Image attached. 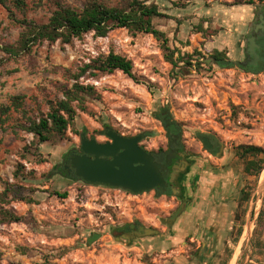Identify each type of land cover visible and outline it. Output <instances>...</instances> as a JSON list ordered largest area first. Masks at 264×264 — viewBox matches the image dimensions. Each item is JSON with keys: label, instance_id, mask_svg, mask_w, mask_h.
I'll use <instances>...</instances> for the list:
<instances>
[{"label": "rangeland", "instance_id": "1", "mask_svg": "<svg viewBox=\"0 0 264 264\" xmlns=\"http://www.w3.org/2000/svg\"><path fill=\"white\" fill-rule=\"evenodd\" d=\"M24 1L27 20L47 21L53 9L50 0H41V6H35V0ZM61 1L75 9L83 2ZM98 1L108 7L120 6L122 2ZM238 1L246 0H149L171 17L153 20L154 26L166 34L170 45L181 53L197 50L204 59L211 58L210 53L219 49L225 52L227 61L240 59L238 51L242 35L236 34L237 25L231 24L232 17L228 14L230 6ZM253 1L255 5L260 0ZM21 17L17 12V18ZM200 25L208 34L219 30L214 36L204 38L196 32ZM20 31L21 27L0 6V44H13ZM234 39L238 40L235 44ZM109 51L131 61L136 80L119 71L97 73L93 77L87 74L81 78L82 84L94 87L96 95L87 99L85 113L77 110L73 126L79 135L68 130L62 140L39 146L46 162L38 164L33 156L24 153L23 147L32 139L30 135L19 132L16 137L9 132H0V193L4 183L15 182L13 174L20 165L25 178L19 180V184L33 190L26 194L34 201L32 204L13 201L6 206L16 215L25 217L26 222L0 224V264H159L164 253L154 248L160 241L156 236L139 246L144 251L141 252L132 248L137 243L130 245L112 239L108 231L112 225L138 219L145 227L164 234L165 227L161 222L166 224L173 214L167 215L169 202L161 203L152 192L134 195L58 177L51 172L67 150L79 148L81 133L87 139L105 142L106 126L125 137L141 135L140 145L146 150L164 146L165 128L156 113L158 108L167 110L182 131L185 145H191L192 151L197 149L205 155L196 141V135L200 133L223 143L225 151L220 158L238 180L237 186L250 194L249 201L237 208L232 235L227 237L230 248H225L223 241L221 254L214 258V263L229 264L238 246L232 264H264L260 256L253 255L251 243L258 212L264 208V193L260 197L256 192L264 169L259 177L245 175L242 161L233 152V147L240 144L264 148V69L241 71L202 61L203 64L189 74L174 76L171 66L163 60L160 42L151 35H132L124 29H115L104 38L88 33L67 45L44 42L34 47L30 56L8 59L0 53V104L7 103L12 95H25L29 105L31 102L27 97L30 95L39 101L47 94L51 99L61 98L58 88L71 83L62 78L63 69L74 71ZM41 108L45 110L44 106ZM24 154L26 159L21 157ZM44 190L49 192H42ZM51 191L65 192L66 198H58ZM252 204L251 236L249 240L244 236L240 242ZM168 229L165 234L172 238L171 227ZM92 233L99 236L91 242L89 236ZM255 237L264 243V228ZM149 247L152 249L147 250ZM170 247L167 252L173 249Z\"/></svg>", "mask_w": 264, "mask_h": 264}, {"label": "trees", "instance_id": "2", "mask_svg": "<svg viewBox=\"0 0 264 264\" xmlns=\"http://www.w3.org/2000/svg\"><path fill=\"white\" fill-rule=\"evenodd\" d=\"M35 1V6H41V0ZM50 3L53 9L47 21L37 23L25 18L27 4L24 0H0V6L8 13L10 19L21 27L18 38L13 44H0V53L8 59L30 56L34 47L44 42L47 44L59 42L67 45L72 40H79L88 33L104 38L115 29H124L132 35L139 33L151 35L160 42L163 60L171 66V73L174 76L189 74L191 70L198 69L203 64L204 57L199 51L181 53L177 47L169 44L168 37L154 26L153 20L156 18L171 19V17L162 13L156 4L149 0H122L120 6L116 7L105 6L98 0H83L79 9L65 5L61 0H50ZM237 4L253 5L254 1L233 3V5ZM17 12L22 15L21 18H17ZM176 25H179L177 21ZM218 30L215 29L208 34L200 25L196 32L207 38L214 36ZM180 44L187 45V43ZM210 57L216 60V65L219 67H228L221 64L227 61L225 52L213 50ZM114 71H119L130 79L136 80L132 73L131 61L109 51L106 55H99L88 63L82 64L74 71L63 69L62 78L71 83L58 88L61 98L51 99L47 94L39 101L35 96L30 95L27 97L31 102L29 105L26 103L25 95L9 96L7 103L0 104V132H9L16 137L19 136V132L30 135L32 139L23 147L24 153L27 156H33L38 164L46 162L42 158L39 146L62 140L68 130L74 135H79L73 126L77 110L85 113L87 99H93L96 95L94 87L82 84L80 79L87 74L93 77L97 73L110 74ZM42 106L45 107L44 111H42ZM160 119L163 124H166L162 117ZM233 152L236 158L242 161V170L245 175L259 177L264 169V148L252 144H240L233 147ZM27 156L24 154L21 157L26 159ZM22 169L19 165V168L14 171V183H4L3 191L0 193V224L26 222L25 217L16 215L11 208H6L11 202L34 203L26 194L33 190L19 184V180L25 178L22 175ZM50 193L61 199L66 198L67 195L65 192L57 191ZM239 194V205L249 201L250 194L246 189H242ZM262 228H264L263 207L258 212L251 243L254 248L253 255L257 254L264 262V243L255 237ZM238 233H241V230H238Z\"/></svg>", "mask_w": 264, "mask_h": 264}, {"label": "flooded vegetation", "instance_id": "3", "mask_svg": "<svg viewBox=\"0 0 264 264\" xmlns=\"http://www.w3.org/2000/svg\"><path fill=\"white\" fill-rule=\"evenodd\" d=\"M255 5L257 7L254 9L255 14L253 18L257 17L256 12L259 8L261 21L257 20L252 25V18L251 21L247 23L244 29L245 31L242 35L243 37H241L242 39L240 40V50L238 51L240 59L237 60L235 64H231L229 60L227 61V66L235 67L241 71L260 72L264 69V0H260L258 2L256 1ZM251 36L254 38L255 45L253 47V51L257 56L256 59H254L253 55L244 52V46H250V43L246 42V38ZM156 113L166 122V124H163L161 121L165 128V144L164 146H157L155 149L151 150H146L145 147L140 146L150 153L154 157V160L160 164V173L163 178V186L155 188L149 192H152L153 196L159 199L161 203L166 204L169 202L168 206H170V209L168 210V216L174 213L178 208H182L180 216L171 224V226H169L171 227L173 235H175L178 227H196L189 226L187 224V219L191 210L201 204L198 200L202 199L201 202H203L205 196L210 193L209 191H211V180L208 178L209 173L214 172L218 167L221 169L225 167L226 164L217 166L212 162V160H216L218 162L221 161L222 158H220V156L222 157L224 154L225 147L223 143L214 137L208 134L200 133L196 135V141L201 144V148L205 155H203L200 151H197V149H195L196 151H192L190 149L191 145L189 147L185 145L187 143L182 139V131L170 117L167 110L158 108ZM171 124H174L175 126L173 133L168 132V127ZM203 138L208 140V143L210 144L209 149L203 145ZM109 141L110 140L107 138L105 142ZM76 154H81L80 147L77 150H67L65 155L62 157V160L58 161L52 167V174L58 177L69 178L73 181L80 182V180L74 176L73 171L69 168L68 162V158ZM240 191H237L239 197ZM238 206L239 198L237 208ZM161 224L165 227L163 230L164 234H161V237H156L160 241H167L166 239L170 236H166L165 232L169 231V227L162 222ZM141 226L145 227L138 221V219H133L128 222H120L110 226L108 233L112 239L117 238L125 244L128 243L131 245L133 243H137L138 246H141L147 242V240L152 239L151 237H140L142 235L140 231ZM98 236V234L92 233L89 236V240L92 242ZM172 238H174V236ZM143 239L144 241L141 244ZM171 241L172 240H168V243ZM184 241L187 246L191 244L196 245L197 241L200 243L205 242L207 245L208 236L202 231L200 233L193 232V235L186 236ZM222 242L223 240L220 243L222 244Z\"/></svg>", "mask_w": 264, "mask_h": 264}, {"label": "water", "instance_id": "4", "mask_svg": "<svg viewBox=\"0 0 264 264\" xmlns=\"http://www.w3.org/2000/svg\"><path fill=\"white\" fill-rule=\"evenodd\" d=\"M249 6L254 7V9L257 7L254 4ZM256 16L253 18L252 25L257 20L261 21L259 8ZM246 42H249L250 46L247 47L245 45L244 52L253 55L254 59H256L257 56L253 51L255 45L253 36L246 38ZM203 62L211 64L216 63V60L211 57L204 59ZM230 63L235 64L236 61H230ZM221 64L227 65L228 62L224 61ZM174 129V124H171L168 127V132L173 133ZM104 135L110 140L109 142L100 143L93 138L87 139L85 134L81 133L79 146L81 154L72 155L68 158L69 168L80 182L88 185L117 188L134 195L147 193L163 186L160 164L154 160V157L150 153L140 146L141 135L124 137L107 126L105 127ZM202 143L208 149L210 148V144L206 138H203ZM256 192L260 197L263 195L264 176L259 180ZM253 207L254 205L252 204L248 210V219L243 232L247 240L251 236L250 219L253 216ZM181 212L182 208H178L166 220V224L171 225L180 216ZM140 231L142 233L141 238L162 236L156 230L142 226L140 227ZM115 240L118 239L115 238Z\"/></svg>", "mask_w": 264, "mask_h": 264}, {"label": "crops", "instance_id": "5", "mask_svg": "<svg viewBox=\"0 0 264 264\" xmlns=\"http://www.w3.org/2000/svg\"><path fill=\"white\" fill-rule=\"evenodd\" d=\"M233 6L234 5L230 6L231 8L228 12L230 17H232V19H230L231 24L235 23V25H237V35H243L247 23L253 18L254 7L249 5L241 6L238 4L236 8L233 9ZM201 41L204 40L201 39ZM235 42H238V40L234 39L233 44H235ZM228 43H231V41L228 40ZM213 164L220 166L227 163H225L224 159H221L219 162L214 161ZM208 178L211 180L212 187L211 191H209L210 193L205 196L203 202H201L202 199L198 200L201 206L198 205L193 208L187 219V224L189 226L196 227H178L177 230L175 229L176 236L174 235V238L169 237L166 239L167 241H158L154 248L164 253V255L161 256L162 261H160L159 264H215L214 258L218 254H221L220 248L223 244L220 242L222 240L225 241L226 244L224 247L227 249L230 248L227 237H230L233 232V218L238 214L237 202L239 195L237 191L242 190V187L237 186L238 180L234 179L235 176L227 167L223 169L220 167L216 168L214 172L209 173ZM192 231L196 233L202 231L207 234V245L205 242L200 243L197 241L194 247H192V244L187 246L184 240L186 236L193 235ZM168 240L172 241L168 243ZM170 246L173 247V249L167 252V248ZM132 248L137 251H143L139 248L138 244L134 245ZM151 249L152 247H149L147 250ZM227 251L229 252V250Z\"/></svg>", "mask_w": 264, "mask_h": 264}, {"label": "bare ground", "instance_id": "6", "mask_svg": "<svg viewBox=\"0 0 264 264\" xmlns=\"http://www.w3.org/2000/svg\"><path fill=\"white\" fill-rule=\"evenodd\" d=\"M244 236H245V233H243V235L241 236L240 242H242V241L244 240ZM240 242H239V243H240ZM237 250H238V246L235 248V252H234V254L232 255V258H231L229 264H232V263L234 262L235 256H236V254H237Z\"/></svg>", "mask_w": 264, "mask_h": 264}, {"label": "built area", "instance_id": "7", "mask_svg": "<svg viewBox=\"0 0 264 264\" xmlns=\"http://www.w3.org/2000/svg\"><path fill=\"white\" fill-rule=\"evenodd\" d=\"M109 190H116V191H123V190H121V189H117V188H110V187H107ZM116 195H114V197H115Z\"/></svg>", "mask_w": 264, "mask_h": 264}]
</instances>
